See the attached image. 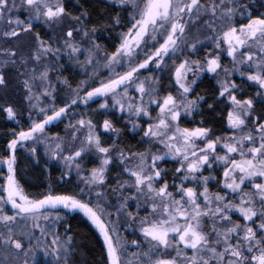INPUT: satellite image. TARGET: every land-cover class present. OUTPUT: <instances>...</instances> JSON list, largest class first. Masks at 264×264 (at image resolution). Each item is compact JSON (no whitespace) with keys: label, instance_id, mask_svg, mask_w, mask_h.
<instances>
[{"label":"snow or ice","instance_id":"snow-or-ice-1","mask_svg":"<svg viewBox=\"0 0 264 264\" xmlns=\"http://www.w3.org/2000/svg\"><path fill=\"white\" fill-rule=\"evenodd\" d=\"M118 3L128 16L123 25L126 30L119 36V46L112 53H105L101 63V46L90 35L96 32L95 28L70 27L55 48L34 32L35 22L59 26L68 18L77 25L83 24L81 16L71 17L63 0H0V39L9 42L21 38L22 33H32L35 40L34 51L27 59L12 49L0 52V87H7V72L19 60L27 73L23 81L26 99L35 112V118L29 112L27 130L12 133L7 155L0 158V164L7 169L0 184V223L6 229L0 232V247L11 250L18 264H29L30 259L31 264H37V250L51 256L55 264H70L72 238L60 236L56 221L62 217L52 214L67 209L81 212L98 229L109 264H124L121 257L125 243L117 228L121 214L127 222L138 224L146 242L138 253L137 264H264V114H255L252 98H237L235 93L242 91V85L231 79L238 74L256 85L255 95L264 103V13L254 15L249 0ZM82 15L87 19L86 14ZM201 18L215 33L211 37L214 51L205 53L202 62L191 59L198 55L197 45L202 42L187 38L188 26ZM218 19L222 27L216 31L213 26ZM112 24L121 27V18L114 17ZM74 32L88 38L87 46L76 42ZM61 49L66 50L68 61H74L88 74L71 96L60 100L62 106H57L51 75V68L56 66L49 67L47 61L64 58ZM221 50L230 57L231 67L221 63ZM166 60L172 61L169 72L176 95L168 92L160 96L159 81L144 73L164 71L168 67ZM204 73L224 77L218 79L217 99L227 101L231 108L226 115L233 135L217 136L208 127L188 128L180 124L182 115L190 116L205 102L203 96L190 98ZM57 83L70 88L66 79ZM130 91L137 95H130ZM45 100L49 107L43 106ZM91 104L99 105L96 112L102 117L111 115L113 110L121 118L127 115L133 132L140 126L132 118L146 117L147 128H140L142 139L162 146L163 152L126 154L116 140L103 141L102 133H116L118 138L119 130L109 119L93 121L77 111L81 105ZM153 106L158 109L155 117L150 111ZM0 112L19 125V113L12 105L0 106ZM65 120L71 130L67 141L47 136L49 126ZM46 139L54 141L48 149L50 158L63 161L68 174L75 169L79 175L86 159L98 163L82 177L86 185L93 187L87 192L81 189L78 194L49 190L38 197L25 192L17 179V146L27 148L35 158V145ZM113 153L117 154L115 159ZM168 160L177 165L171 185L166 179L168 169L162 167ZM117 164L128 181L118 178L110 189L118 199L113 205L105 199L104 191L95 189L108 186L110 166L115 168ZM214 165L220 166L219 179L205 175L206 171H213ZM210 182L218 184L220 190L210 191ZM130 201L134 202L135 214L129 210ZM6 207L12 215L5 212ZM142 208L144 216H140ZM233 213H239L245 223L234 221ZM17 220H31L32 228L17 235ZM41 220L45 222L43 227ZM131 243L141 248L138 241Z\"/></svg>","mask_w":264,"mask_h":264},{"label":"rangeland","instance_id":"rangeland-1","mask_svg":"<svg viewBox=\"0 0 264 264\" xmlns=\"http://www.w3.org/2000/svg\"><path fill=\"white\" fill-rule=\"evenodd\" d=\"M110 3L114 4L117 6V8L120 10L121 13V22H122V26L127 24V20H128V16H126L124 9L119 5L118 0H109ZM129 15H131V13H129ZM22 19H24V17H21ZM36 23H42V22H35L34 25H36ZM216 25H214L213 27L216 29V31H219L220 27H222V22L218 19L215 21ZM44 26H46L47 28H50L49 25L44 24ZM192 23L188 26V32L189 29L191 28ZM205 29H211V31H209L211 33V36L208 34V32L206 31V38L203 39L201 42L197 45L198 48V55H193L191 56V59H200L201 62L203 61L204 55L207 52H213L215 45L211 39V37H213L215 35L213 28L208 27L205 24ZM126 30V29H125ZM123 30V31H125ZM50 31V29H49ZM122 31V32H123ZM204 34V33H203ZM202 34V35H203ZM77 34L74 32V38ZM90 35L95 39L96 41V37L97 35L103 36V34L99 35L97 32L95 33H90ZM64 36V35H63ZM58 39L56 41L50 42L53 46V48L57 47L58 45H60L62 43V39ZM120 36V33H119ZM77 43H81L82 46H87V37H82V36H77V38H75ZM200 41V40H199ZM100 46L101 49L103 48V46L96 41ZM49 44V43H46ZM5 45H10L5 43ZM34 49V45L33 46H28V49ZM62 53H64V58H61L59 61H55V60H51L49 59L47 61V64L49 65V67H51V65L55 64V68H51V75H52V83L55 86V91L57 94V99H56V105L57 106H62L60 104V100L61 99H67L69 96H71L72 94V90L75 89L79 83L80 80H84L87 78V72L86 70H82L81 68H79L74 61L70 62L66 59V50L65 49H61ZM106 53V51L104 52L103 49L102 51L99 53L98 55V59H100L101 63H103V56ZM31 54V53H30ZM29 54V56H30ZM110 54V53H109ZM20 55H24V49L20 51ZM181 53H177V56H180ZM220 56H221V63L231 67V60L230 57H228L222 50L220 51ZM2 58V57H0ZM83 59V57L81 58ZM176 63H179V60L175 61ZM17 63H19V60L17 61ZM29 64L31 65V61H29ZM166 64L168 65L167 68L164 69V71H160L155 70L152 72H145L144 75L147 77H150L152 79H156L159 81V85L162 86V82L166 81V83L169 82V87L168 89H161L160 88V96H164L166 95L168 92H171L173 95H176V91H175V86L172 83V76L169 72V69L171 68L172 65V61H167L166 60ZM66 65L68 66V69L77 73L76 75V81H75V85L69 83V85H73L69 87H66L64 84L62 83H57V80L63 81L66 78H62L59 73H57L56 69H61L60 72H62V69L66 67ZM13 70L14 72L11 73L10 70ZM18 69V71H17ZM10 70L7 72V76L6 79L8 80V84L7 87H0V106H5V105H12L16 111L19 113L17 120L19 121V125L17 129H10L9 132L11 133V137L9 139V141L13 138L12 137V133L15 132H19L20 130H27V128L29 127L30 121L28 119L29 116V112H32L33 114V118H35V112L30 109L29 107V101L26 99V95H25V88L23 85V81L26 78V68L23 66H20V63L13 68H10ZM19 73H25V75H20ZM211 76H213L212 74H210ZM167 76H169V78H167ZM237 77H239V75L237 74ZM191 79V77H189ZM224 77L222 75V78H219V80H223ZM239 79H241L239 77ZM238 79V80H239ZM234 80V78H233ZM162 81V82H161ZM236 83L238 82L237 80H234ZM246 81L245 79H241L239 80V82H243ZM249 83V82H248ZM238 84V83H237ZM217 85L219 87L218 81H217ZM241 85L243 86V84L241 83ZM253 86V91H249V93H252L255 97H256V91L258 90V87L254 84H251ZM244 87V86H243ZM245 88V87H244ZM244 95H247V92L242 90ZM242 93H240L238 97H240L242 95ZM130 95L136 96L137 94L134 92L130 91ZM147 99V98H146ZM138 102V101H137ZM32 103H35V101H32ZM225 105L228 106L229 111H231V108L229 107L228 102H225ZM44 107H49L50 104L47 100L44 101L43 103ZM99 107L98 104H91L89 107H86L84 105H81L79 109H77L78 112L85 114L87 117L90 116H94L97 112L96 109ZM152 116L155 117L156 112L158 111V109L155 108V106H153L150 109ZM3 113V112H2ZM4 118L6 120L7 125L12 126L15 125L17 126V122L13 121V120H9L6 118V115L3 113ZM112 115H116L114 117H112ZM80 118V117H77ZM190 118L192 119V116H188V117H184L182 115L181 120H180V124L182 127L184 123H187L188 120H190ZM103 119H109L112 121V123L115 125V123H119L120 121L127 123L129 121V117L127 115H124L123 118H121V114L119 112H116L115 110H113V113L107 117H102L101 122ZM135 123H137L140 128H147V118H132ZM73 123H75V121L73 120ZM24 126V127H23ZM116 127V126H115ZM197 127V126H196ZM119 130V137L117 138V134L116 133H109V134H105L104 137L107 138L109 141V139L111 140H116V142L118 143V140L120 138L121 135V130L119 128H117ZM139 129V128H138ZM71 130L68 128V121L65 120L63 123H59L57 122L54 125H51L48 127L47 129V136L48 137H61L63 139H65L67 141L68 139V135L70 134ZM136 132V131H135ZM141 132V131H140ZM217 136H225V133L217 135ZM229 136V135H227ZM103 137V136H102ZM141 137H143V133L141 132ZM29 144L31 142H28ZM146 144V143H145ZM141 145V144H140ZM54 146V141L52 139H46L45 141L38 143L37 145H35L36 147V155L35 158L33 157V155L31 154L30 151H28L27 148H21L19 145L17 146V151H16V157H17V165H16V169H17V179L19 180V170L17 168V166H19V155L22 153V157L24 158V161L28 164H34V165H42V169H46L48 171L51 170L50 166H55L60 170V176H59V181H65L66 179H68L69 181H72V179H74V181L76 182V185H80V188L83 187V189L85 190V192H87L89 187H93V186H88L84 183V180L82 179V177H86L88 175V172L94 168V167H98V163H94L92 162V160L90 159V162H86L84 161L82 164V168L84 169L83 171H81L79 173V175L77 174L76 170L73 169L72 172L70 174L67 173V169L64 166L63 161L60 160H53L50 158L49 154H48V149L50 147ZM119 147L125 149L126 154L129 152V150L125 147V145L122 144H118ZM147 147L146 150H143L141 152H146V151H152V152H158V153H162L163 152V147L156 145L155 143H147V145H145ZM139 152V151H136ZM7 155V152L5 153ZM67 154V153H66ZM5 156H0V158H4ZM116 153H113V158L115 159L116 157ZM87 159V161L89 160ZM38 160V162H37ZM176 162L172 161V160H168L167 162L162 164V167L164 168H168V172L171 173V177L173 179V170L176 167ZM214 166H219V165H214ZM213 166V167H214ZM220 169V166L218 167ZM26 170V167H22V170H20V172H24ZM54 170V169H52ZM212 173V174H211ZM211 173L209 172H205V175H213L215 177H217L219 179L220 175H221V170H219V172H216L214 175V172L212 171ZM7 174V169H6V165H2L0 164V184H2L4 182L3 177ZM122 179L125 181H128V177L123 175L121 173V169L120 166L117 164V166L115 168H112L110 166V170L108 173V186L103 188V189H95L96 191H104L105 192V199L111 201V203L113 205L118 203V199H117V194L115 193H111L110 189L114 188L116 186V182L117 179ZM167 178V177H166ZM19 182L21 183V181L19 180ZM130 182V181H129ZM169 182V181H168ZM171 182H169V184L171 185ZM177 183H179V180L176 181ZM22 185V183H21ZM23 186V185H22ZM191 186V185H189ZM210 191L212 192H216L220 190V186L218 184H216L215 182H210L208 185ZM24 188V187H23ZM110 188V189H109ZM82 189V188H81ZM80 189V190H81ZM25 190V189H24ZM79 190V192H80ZM170 191H174V189L170 188ZM26 192V191H25ZM27 193V192H26ZM111 193V194H109ZM221 194L223 195L224 192L221 191ZM177 198H179L177 196ZM93 199H95V197L93 196ZM134 202H129V210L133 212V214H135V207L132 206ZM59 211H65V212H71L67 209H61ZM5 212L8 215H12L13 212L9 209V208H5ZM77 213L82 214L79 211H76ZM53 216L55 215H59L61 217L62 213L60 212H56L54 211ZM146 213L143 211V208L140 212V216H144ZM237 220L234 218V216H232V219L238 223H245V221L243 220V218L239 215V213H233ZM83 215V214H82ZM84 216V215H83ZM85 217V216H84ZM85 219L90 223V225L96 230L97 234L100 236V238L102 239L104 248L106 250V254H107V248L106 245L104 243L103 237L102 235L99 233L98 229L95 228V226L85 217ZM58 223V221H56ZM41 226H44V221L41 220L40 221ZM48 223H51V221H49ZM32 228V222L31 220H27V221H21V220H17L16 225H15V232L17 233V235H19L21 232H26L28 229ZM118 231L120 236L123 238V241L125 243V249H124V254L122 255V260L124 261V264H137V261L139 259L138 257V253L144 248V245L146 244V242L144 241L140 231H139V226L136 223H129L126 221V218L123 214H121L120 216V223L117 225ZM6 231V229L4 228L3 224L0 223V232ZM36 235L39 236V229H36ZM63 238V237H62ZM49 239H51V237L49 236ZM138 241L141 244V248H137L136 245H133L131 242L132 241ZM42 245H43V240H42ZM33 247H35V243L33 244ZM37 252L41 253V255L43 256H48L45 255L43 252H41L40 250H37L35 252V258L37 259ZM137 254V255H134ZM174 255V253H173ZM54 261V260H53ZM109 263V262H108ZM0 264H18V262H16L11 255V250L9 249H5L3 247H0ZM29 264H31V259L29 261ZM53 264H55V261L53 262Z\"/></svg>","mask_w":264,"mask_h":264},{"label":"trees","instance_id":"trees-1","mask_svg":"<svg viewBox=\"0 0 264 264\" xmlns=\"http://www.w3.org/2000/svg\"><path fill=\"white\" fill-rule=\"evenodd\" d=\"M66 1L67 4H69L70 0ZM74 5L79 7V16L86 14L87 19L83 20L86 27L95 28L98 34H103L104 37L108 38V45H106V49L105 46H103V48L107 53H112L120 44L119 33L121 34L122 31L125 30L123 26L116 27L112 24L114 17H121L120 10L117 6L102 0H76ZM249 7L252 9L254 15L264 13V0H249ZM206 31L211 36V33L209 32L211 29H205V22L203 21V18L200 20L194 19L192 26L189 29L187 38L190 41H202L207 36L205 33ZM11 43L12 42L8 44ZM10 72L13 73L14 71L11 69ZM76 75L77 73L67 68V70L62 72L60 76L62 78H66L69 83L75 85L77 78ZM167 85L168 84L164 79L160 88L162 90L167 89ZM218 88L217 78H214L210 74L206 73L202 78H200V80L196 83L193 94L190 98L196 99L197 96H203L205 98V102H201L198 110L193 111L190 115L192 116V119L190 118L187 123H184V127H198L200 126V122L204 121L203 126L212 129L215 135L225 133L226 114L229 109L228 106L225 105L226 101L221 102V100L217 99ZM209 104L213 105L212 109L208 108ZM114 116L116 115H112V117ZM91 118L94 121H101L102 116L99 113H96ZM115 126L121 130L118 144L125 145L129 151L136 150L141 152L147 149L145 146L147 143L142 139L141 132H133L130 123L120 121L119 123H115ZM17 128L18 127L14 125H7L2 112H0L1 157L6 155L7 143L11 137L9 130ZM97 131H99V128ZM104 135L105 134L102 133L101 138L103 141L107 142L108 139L105 138ZM85 161L90 162V159L88 161L86 159ZM18 164L19 166H17V168L19 170V180L21 181L25 191L32 197H38L40 194L49 190H54L61 194H78L79 190L81 188L83 189V187L80 188V185L75 184L76 182L74 179H72V181H69L68 179L62 182L59 181L60 170L56 166L55 168L54 166H50L51 170L48 171L46 169H42V165H34L32 163L28 164L24 161L22 153L19 155ZM23 166L26 167V170L24 172H20ZM166 179L169 182L172 181L170 172H168ZM58 212L62 213V219L59 220L58 223L56 222L59 228L60 236H69L72 238L71 243L73 255L71 256L70 264H109L102 239L85 217L77 212ZM232 216H234L237 220L234 214ZM37 255V264H53L54 262V259L51 256L46 257L41 255L39 252H37Z\"/></svg>","mask_w":264,"mask_h":264},{"label":"flooded vegetation","instance_id":"flooded-vegetation-1","mask_svg":"<svg viewBox=\"0 0 264 264\" xmlns=\"http://www.w3.org/2000/svg\"><path fill=\"white\" fill-rule=\"evenodd\" d=\"M102 1L109 2V0H102ZM63 3L65 4L66 10L68 11V13H70L71 17L79 16L78 15L79 7L74 5L76 3V0H70L69 4H67L66 0H63ZM80 16H81V19L83 21L84 20L83 16L82 15H80ZM70 27H86V26L84 25V23L82 25H77V24H75V22L72 19H68V18H66L64 20L62 25H59V26L51 25L50 28H47L46 26H44L43 22L42 23H36V25H33L34 32L39 33L41 39L44 40L45 43H50V42H54V41H56L58 39H61L62 36L64 35V32ZM86 28H88V27H86ZM49 29H50V31H49ZM88 29H91V28H88ZM99 35H101V34H99ZM77 36L78 35H76L75 38H77ZM96 41H98L102 46H105V49H106V45H108V38L107 37H104V36H100L99 37L97 35ZM10 42H12L10 45H5V43L8 44ZM29 45L30 46L35 45V40L33 38V34L32 33H22L21 38L13 39V40H11L9 42H5V40L0 39V52H2L4 49H12V50H15L17 52L18 56H22L23 58L27 59L29 57V54L34 51V49H31V48L28 49ZM23 49H24V55H20V51L23 50ZM102 49L105 52L104 48H102ZM18 64L19 63H17V65ZM67 68H68V66L66 65V67L62 69V72L66 71ZM156 70H158V69H156ZM62 72H59V75H61ZM205 74L206 73L200 74V78H202ZM167 78H169V76H167ZM200 78L197 80V82L200 80ZM219 78H222V74H221L220 77L217 78V81H218ZM233 78H234V80L238 81L237 82L238 85H241V83H242L243 86L245 87L244 88L242 86V90L247 92V95H244L242 93L243 91L235 93L237 96H239L240 93H242V95L240 97H238V99H241V98H243V99L252 98L254 100V104H255V114H257V115L264 114V103L261 102V99L259 97H255L252 93H249V91H253V86L251 85V83L250 82L248 83L246 81H243V82L240 83L239 80H241V79H239V77H237V75H232L231 79H233ZM167 84H168L167 86L169 87V82ZM168 87H167V89H168ZM90 117H92V116H90ZM201 122H203V123H201ZM201 122H200V126H203L204 121H201ZM17 127H18V125H17ZM225 128H226L225 136L233 135V131L231 129H229L228 126H227V117H226ZM136 132L140 133V128L137 129ZM131 152H136V150H133ZM218 167L219 166H214L213 167L214 175H215L216 172H219L220 169Z\"/></svg>","mask_w":264,"mask_h":264}]
</instances>
